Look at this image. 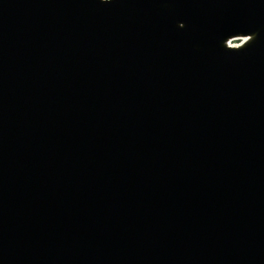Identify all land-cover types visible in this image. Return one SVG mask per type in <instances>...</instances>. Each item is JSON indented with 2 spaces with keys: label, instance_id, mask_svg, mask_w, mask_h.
<instances>
[{
  "label": "water",
  "instance_id": "obj_1",
  "mask_svg": "<svg viewBox=\"0 0 264 264\" xmlns=\"http://www.w3.org/2000/svg\"><path fill=\"white\" fill-rule=\"evenodd\" d=\"M0 264H264V0H0Z\"/></svg>",
  "mask_w": 264,
  "mask_h": 264
},
{
  "label": "bare ground",
  "instance_id": "obj_2",
  "mask_svg": "<svg viewBox=\"0 0 264 264\" xmlns=\"http://www.w3.org/2000/svg\"><path fill=\"white\" fill-rule=\"evenodd\" d=\"M230 44H231V41H230ZM239 44H240V43H236V44H234V45H237V46H238Z\"/></svg>",
  "mask_w": 264,
  "mask_h": 264
},
{
  "label": "rangeland",
  "instance_id": "obj_3",
  "mask_svg": "<svg viewBox=\"0 0 264 264\" xmlns=\"http://www.w3.org/2000/svg\"><path fill=\"white\" fill-rule=\"evenodd\" d=\"M231 43L234 44V43H237V42L236 41H232Z\"/></svg>",
  "mask_w": 264,
  "mask_h": 264
}]
</instances>
